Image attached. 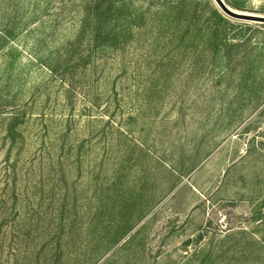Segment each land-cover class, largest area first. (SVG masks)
Here are the masks:
<instances>
[{
	"label": "rangeland",
	"instance_id": "374dc122",
	"mask_svg": "<svg viewBox=\"0 0 264 264\" xmlns=\"http://www.w3.org/2000/svg\"><path fill=\"white\" fill-rule=\"evenodd\" d=\"M0 0V264H264V0Z\"/></svg>",
	"mask_w": 264,
	"mask_h": 264
},
{
	"label": "water",
	"instance_id": "95a60500",
	"mask_svg": "<svg viewBox=\"0 0 264 264\" xmlns=\"http://www.w3.org/2000/svg\"><path fill=\"white\" fill-rule=\"evenodd\" d=\"M214 2L217 4V6L220 8V10L225 13L227 16L233 17V18H247V17H259V16H253L250 14L238 12L236 10L231 9L229 6H227L223 0H214Z\"/></svg>",
	"mask_w": 264,
	"mask_h": 264
}]
</instances>
